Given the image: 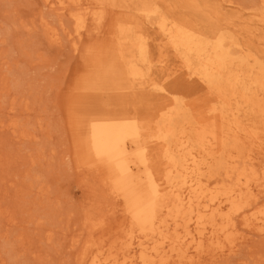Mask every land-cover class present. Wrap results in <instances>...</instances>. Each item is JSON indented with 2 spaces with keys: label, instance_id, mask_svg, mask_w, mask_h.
<instances>
[{
  "label": "bare ground",
  "instance_id": "6f19581e",
  "mask_svg": "<svg viewBox=\"0 0 264 264\" xmlns=\"http://www.w3.org/2000/svg\"><path fill=\"white\" fill-rule=\"evenodd\" d=\"M223 2L44 0L83 58L74 166L111 201L78 264H216L264 237V0Z\"/></svg>",
  "mask_w": 264,
  "mask_h": 264
},
{
  "label": "rangeland",
  "instance_id": "374dc122",
  "mask_svg": "<svg viewBox=\"0 0 264 264\" xmlns=\"http://www.w3.org/2000/svg\"><path fill=\"white\" fill-rule=\"evenodd\" d=\"M213 1L232 12L223 0ZM232 1L245 7L251 0ZM72 28V20L44 0H0L1 264H78L87 218L111 205L95 178L73 162L64 105L83 58L67 36ZM95 38L85 35L80 44ZM117 220L109 215L107 225ZM263 258L264 237H253L216 264Z\"/></svg>",
  "mask_w": 264,
  "mask_h": 264
}]
</instances>
